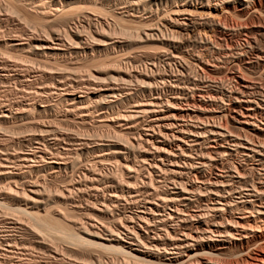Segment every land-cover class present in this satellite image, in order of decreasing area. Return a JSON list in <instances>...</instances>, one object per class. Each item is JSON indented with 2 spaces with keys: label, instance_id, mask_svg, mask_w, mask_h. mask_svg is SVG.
Here are the masks:
<instances>
[{
  "label": "bare ground",
  "instance_id": "bare-ground-1",
  "mask_svg": "<svg viewBox=\"0 0 264 264\" xmlns=\"http://www.w3.org/2000/svg\"><path fill=\"white\" fill-rule=\"evenodd\" d=\"M6 1L65 19L79 17L85 1L114 2L127 17L142 9L143 20L163 7L171 35L154 37L160 46L149 73L111 64L115 74L107 80L87 62L125 41L105 39L98 13L46 32L45 43L0 28V53L19 54L13 62L0 57V80L21 83L19 98L0 96V130L32 131L19 152L0 131V211L28 218L0 215V264H103L93 253L83 256L89 246L118 251L127 264H264V30L256 22L264 0H219L218 18L197 13L201 0ZM230 11L253 21L236 35L245 41L236 50L227 45ZM156 58L176 70L160 72ZM52 63L59 73L47 77L41 68ZM126 102L132 105L122 108ZM91 121L126 142L106 147L62 131ZM48 179L58 182L52 208L43 195ZM44 232L83 254L52 246ZM228 252L234 260L217 258Z\"/></svg>",
  "mask_w": 264,
  "mask_h": 264
},
{
  "label": "rangeland",
  "instance_id": "rangeland-1",
  "mask_svg": "<svg viewBox=\"0 0 264 264\" xmlns=\"http://www.w3.org/2000/svg\"><path fill=\"white\" fill-rule=\"evenodd\" d=\"M5 1L6 0H0V28L2 27V30H4V31H11L10 29H12V32L16 31V30L17 31L18 30L19 31L22 30L23 33L24 32L27 33V34L29 33L30 35H32L35 38V40H38L39 42L37 41V43H45L46 42L47 33H49L50 30H57L56 28H58L59 30L62 31V30H64V28L67 29L70 26L71 27H75L76 25L78 26V24L80 23L81 19H83L81 14L83 16H86L88 13L89 14L90 13H92V14H97L98 13L97 16L101 15L100 16L101 18L99 17V19H101V21H102V17H103L104 21H102V22L105 23L104 24V27H105L104 31H105V33H107L106 34L107 36H104V37H106L105 39H107L108 37L109 38L111 37L110 39L108 38L109 41H111V40L115 41V40H118V39H120V41H121V39L123 41H125L124 42L125 43V48L123 46L122 48L116 49V53L113 54L112 52H106V53H109V54H106L105 50H104V53H103V51L99 53V55L100 54H102V55L98 59H94V60H91V61L87 62V64L90 65L89 66L90 70L93 71V73H95L96 75H98L100 77H104L107 80H109V78H110L109 75H111V77H112V75L115 74V71H113V69H111L112 66H114V67H116V66L128 67V68H131V69H135L136 68L137 70H142L144 72H148L146 70L147 69L149 70V66H151L150 65V63H151L150 58L155 53L154 51H156L157 47L160 46L159 42H157V40L155 39L156 38V34L157 35H159V34L162 35V33H163L165 36L171 35L170 29L168 30V28L165 25L166 22L162 20V16H163V14H165V12H163V9H164L163 7H161V9L159 11V15L156 16V18L154 20H148L147 18H144V20H143V19L139 18V15L141 14V10L142 9H140L139 13L137 12L136 14H134L133 17H127V16H124V15L119 13L120 12V9H118L119 5H116L114 2L110 3L111 5L110 4H108V5L105 4L106 5L105 6L104 4H100V5L98 4L99 5L98 6L97 4L91 3L90 1H85L84 2L85 4L84 3L81 4V7H80L81 9L77 10V15L80 14L81 17L79 15H78L79 17L76 16L77 18L75 16H66L67 18L65 19L63 14H58L57 15V14L51 13V15L44 16L41 13H38L36 8H34L32 5H28L27 6V5L23 4L24 5V7H23L22 2H20V1H15L14 3H10L9 1L5 2ZM218 1L219 0H210V2L208 3L209 5H208L206 0H201L202 3H200L198 5L197 13L198 14H202L203 16H207V17L218 18V16L224 11V8H223L222 5H220V4L217 5L216 4ZM210 4L212 6L214 5L215 7H211ZM208 6H210V7H208ZM86 8L88 9L89 12H86L87 11ZM227 14L229 16V19H228L227 23L230 26L227 27L228 29H226V34H227V37H228V40H227L228 43L227 42L226 43H227L228 47H230V50H236V48L238 49L239 46L242 45V42L245 43L244 37L237 38L236 35L240 32V29L246 23H248L247 25H250V24H253V21H251L252 19H251V14L250 13H244V14L235 13L234 14V12L230 11ZM145 15L147 16L148 14H145ZM71 17H72V19H71ZM78 18H80V20ZM115 18H116V20H115ZM69 20H70V22H69ZM249 22H250V24H249ZM256 22L259 23L260 24V28H262L264 30V14H261L260 20L259 21L256 20ZM108 23H109V25H108ZM156 23H157L158 27L161 28V29L159 28L161 31L157 30V29H154V28H156L155 27ZM56 24L57 25L59 24L58 27H57ZM3 27H4V29H3ZM112 27H113V29H112ZM149 27L150 28L152 27V29H149ZM122 28H123V30H126L128 28L127 34L123 33L125 31H123ZM124 28H126V29H124ZM129 29H130V31H129ZM166 29H167V31H166ZM121 30H122V34H121ZM144 31H148L149 33H151V32L155 33L154 36H153V38L154 37L155 38L153 39L152 37H149V39H148V37L145 35ZM158 31H160V32H158ZM108 32H110V36H109ZM167 32H168V35H167ZM130 37H132L131 40H130ZM133 40H135V41H133ZM54 41L57 42L58 39H55ZM226 43H224L225 47H226ZM196 50H198V48H196ZM18 55H19L18 52H16L15 56L8 57V56L0 53V57L4 58V59H8L9 62L16 61L18 59ZM156 59H157L155 61L156 62V66L157 65L159 66L160 72L169 71V69L170 70H173V69L176 70V68H177L176 65L175 66L172 65V67H171L172 69H171V68H169L166 65V62L162 58L161 59L160 58H156ZM98 62H99V64H98ZM111 64H112V66H111ZM25 65L37 67L36 64H32V63H25ZM55 65L56 64H54V66H53V63H52L51 66H45V67L41 68L44 71L45 76L48 77L49 75H52V74L56 75V74L59 73V72H57V70L55 68L57 65L56 66ZM97 67H99L101 69V71L98 72L97 69H99V68H97ZM106 67H108L109 69H107ZM95 68H96V71H95ZM103 68H104V71H103L104 73L102 72ZM243 73H244V71H243ZM83 74H81V75H83ZM245 74H246V76H248L250 78L255 76V74H253L252 72H248V71ZM107 77H109V78H107ZM46 80H48V79H46ZM107 82L111 83L112 80L111 81H107ZM0 83H1V85H0V96H2V97H4V96L6 97L7 96L8 98H10V97L11 98H19L20 97L19 96L20 93L19 92L17 93V91H18L19 86H21V83L18 80H16V81L15 80H11L10 81L11 85L8 82V85L13 88L11 91H9L7 89L8 85H6V83H4L6 86L2 83V81ZM4 88H6L7 91ZM99 92H103V90H101ZM92 93L93 92H91V94ZM94 94H98V93H93V95ZM109 98H111V97H109ZM123 105H122V108H125L126 105H127L126 108H129L130 105H132V103L126 102V104L124 103ZM43 115H45L44 117H42L44 120H54V116L52 114H50V113H44ZM169 118L170 119H174L173 116H170ZM95 120L96 119H94V121ZM94 121L89 122V125L87 124L88 126L85 129L84 128L82 129L80 127H74V128L71 127L70 128L68 126L66 127L65 125H63L62 131L67 132V133H74L76 135H79L81 138H85V139H89V138L102 139L101 142L104 143V145L106 144L105 145L106 147H115V146H118L119 143H121V142H126V141H122V140H125V138L124 139L122 138V140H121V138L118 139L113 132H110V130L108 128L101 127V126L98 127L97 126L98 123L94 122ZM92 122H94V123H92ZM0 131L3 132L5 135H7L10 138L9 140H11V142L9 141L8 144L10 143L9 145L11 147L16 148L15 150L17 152H19L20 148H22L23 146L26 147L28 145L27 142L25 141L23 135L32 133V131H25V129H16V130H13V131H8V132L6 130H0ZM20 131H24L25 133L23 134V132H22L21 135H20V133L17 134ZM99 135L101 137H103V138H100ZM120 140H121V142H120ZM45 145H47V146L49 145V140H46ZM85 164H87V163H85ZM43 173L44 172L42 171V174ZM47 181L44 180V182H47ZM54 182H56V181L55 180L54 181L53 180H49L47 183H45V186L48 184V186H47L48 188H44L43 187L44 188L43 195H45V199H46L47 196H50L49 198L47 197V200H46V202H48V201H49V203L51 202V205L49 204V206H48L50 208H52L55 205V204H53L52 201L54 199L53 197L56 196L55 195V189L57 188L58 182H56L55 184H54ZM55 199H56V197H55ZM3 211L4 210L0 211V215L1 216L4 215L6 217V215L11 214L8 217H14V218H19V217L21 218L22 217V218H24L26 220L28 219L27 217H25V214H23V216H24L23 217L21 215V213H20V215H18L19 213L13 214L14 212L10 213L11 211L10 212L8 211V213L6 211H4V212ZM5 213H6V215H5ZM16 214H17V216H16ZM13 215H15V216H13ZM260 221L261 220H259V222ZM262 222H263V220L260 223H262ZM36 232L38 233L37 229H36ZM49 233L50 232H44L41 236L44 237L46 241L48 240L47 242H49V244L51 243L52 246H55L56 248L59 247L60 249L62 248L64 250V252L68 251L67 254H69V253L73 254L74 253L76 255V252H77V255H80L82 253L80 250L78 252V250L76 251L75 249H71L69 247H68L69 248L68 249L66 247V245H64L65 244L64 242H62L59 239H57V237H58L57 234L53 233L54 234L53 235V234L50 233L51 235H49ZM40 234H41V232H40ZM45 236L50 237V238L53 237L52 240L54 239V241L53 242L50 241L51 239L49 238L50 239L49 240ZM26 237L27 238L28 237L31 238V235H28ZM54 243L57 244V246ZM60 245H62V246H60ZM63 246H64V248H63ZM89 248H90V250L89 249H87V250L90 253L85 250V251H83L84 254L82 253L83 256L84 257H89V255L93 253L94 255H92V256H95V258L101 259V260H97L96 259V261H99L98 263L101 262V263L104 264L106 262L105 264H115V263L116 264H127V262H129L125 258V255L123 256V254L118 252V251H115V250L113 251V250H109V249H106L107 250L106 251L103 248L101 249V248L95 247V246H89ZM74 250H75V252H74ZM35 253L37 254V252H35ZM37 255L40 256V258H38V259L36 258V259L37 260H40V259L42 260L41 257H44V248L38 250V254ZM235 257H236V255L233 256L232 252H228V253L223 254L221 256H217V258H219V259L222 258L221 260H223V258L224 259L226 258L223 261H226L227 259H229L227 261H231V260H234Z\"/></svg>",
  "mask_w": 264,
  "mask_h": 264
}]
</instances>
